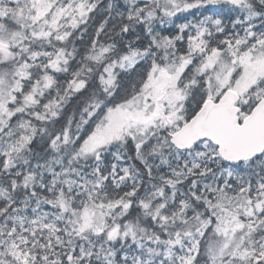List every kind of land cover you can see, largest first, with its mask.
Listing matches in <instances>:
<instances>
[{"label":"snow or ice","instance_id":"6c2138e0","mask_svg":"<svg viewBox=\"0 0 264 264\" xmlns=\"http://www.w3.org/2000/svg\"><path fill=\"white\" fill-rule=\"evenodd\" d=\"M0 264H264V0H0Z\"/></svg>","mask_w":264,"mask_h":264}]
</instances>
